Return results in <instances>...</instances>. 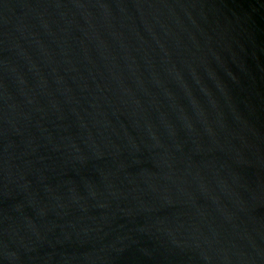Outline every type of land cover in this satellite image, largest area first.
I'll return each mask as SVG.
<instances>
[{"label":"water","instance_id":"water-1","mask_svg":"<svg viewBox=\"0 0 264 264\" xmlns=\"http://www.w3.org/2000/svg\"><path fill=\"white\" fill-rule=\"evenodd\" d=\"M0 264H264V0H0Z\"/></svg>","mask_w":264,"mask_h":264}]
</instances>
